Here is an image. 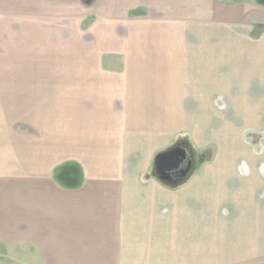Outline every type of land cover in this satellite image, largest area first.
<instances>
[{"label": "crops", "instance_id": "0c3cea01", "mask_svg": "<svg viewBox=\"0 0 264 264\" xmlns=\"http://www.w3.org/2000/svg\"><path fill=\"white\" fill-rule=\"evenodd\" d=\"M68 3L93 15L92 57L66 80L76 93L66 97L91 108L82 144L130 146L135 168L86 169L81 185L59 187L62 235L129 264H264V0H0V51L20 44L5 9L36 22ZM181 139L188 170L165 181L156 152ZM3 187L0 172V220Z\"/></svg>", "mask_w": 264, "mask_h": 264}, {"label": "rangeland", "instance_id": "374dc122", "mask_svg": "<svg viewBox=\"0 0 264 264\" xmlns=\"http://www.w3.org/2000/svg\"><path fill=\"white\" fill-rule=\"evenodd\" d=\"M91 8L73 3H68L67 7L54 6L51 14L45 11V19L36 22L28 16V11H4L8 13L4 16V26L19 27L20 44L18 49L14 44V48L4 53L0 51L3 54L0 55V172L4 181L0 264L130 262L122 251L120 257H113L110 250L75 249L77 243L69 240L70 235L60 232V206L52 201L59 195V187L81 185L83 170L135 168L128 156L127 159L124 156L130 146L82 144L91 137L92 130L90 115L80 112L86 110L83 112L87 113L91 108L83 107L81 98L65 95L76 94L74 81H66L76 76V59L92 57L85 44L91 41L88 30L93 21ZM80 27L85 29L84 34L78 32ZM32 31H35L33 38L23 39ZM15 57H19V61ZM4 62H28L29 65L5 66ZM33 76L36 77L34 85L28 81ZM40 77L50 81L39 82ZM48 85L49 93L44 92V86L47 90ZM34 91L35 97H31ZM182 141L179 147L187 151ZM174 146L158 150L156 158ZM28 188L30 196L35 198L32 206L27 204ZM34 215L35 220H32ZM192 259L194 264L201 262V258ZM135 260L138 262L139 258ZM158 264L176 263L175 259L165 256Z\"/></svg>", "mask_w": 264, "mask_h": 264}, {"label": "flooded vegetation", "instance_id": "af4514ba", "mask_svg": "<svg viewBox=\"0 0 264 264\" xmlns=\"http://www.w3.org/2000/svg\"><path fill=\"white\" fill-rule=\"evenodd\" d=\"M181 147L175 146L173 149H180ZM168 150V151H169ZM190 159L188 155L186 157H182L180 155L174 156H164L159 154V156L155 160V170L163 176L165 179H177L182 176L183 173H186L189 167Z\"/></svg>", "mask_w": 264, "mask_h": 264}, {"label": "water", "instance_id": "95a60500", "mask_svg": "<svg viewBox=\"0 0 264 264\" xmlns=\"http://www.w3.org/2000/svg\"><path fill=\"white\" fill-rule=\"evenodd\" d=\"M161 155H164V156H174V155H180L182 156L183 158L187 156V151L184 149V148H180V149H173V150H169V151H164L161 153ZM161 176V175H160ZM162 178H164L163 176H161Z\"/></svg>", "mask_w": 264, "mask_h": 264}, {"label": "clouds", "instance_id": "9594fccd", "mask_svg": "<svg viewBox=\"0 0 264 264\" xmlns=\"http://www.w3.org/2000/svg\"><path fill=\"white\" fill-rule=\"evenodd\" d=\"M261 151H264V149H261ZM241 168L243 169V173L242 174H248V168H247V164L246 162H242L241 164ZM259 173L261 175H264V164H261L259 169H258Z\"/></svg>", "mask_w": 264, "mask_h": 264}]
</instances>
